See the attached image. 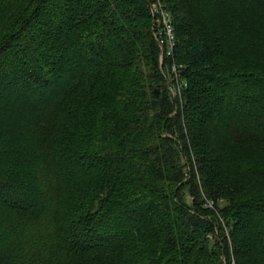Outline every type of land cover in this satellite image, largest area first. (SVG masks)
<instances>
[{"label":"trees","instance_id":"trees-1","mask_svg":"<svg viewBox=\"0 0 264 264\" xmlns=\"http://www.w3.org/2000/svg\"><path fill=\"white\" fill-rule=\"evenodd\" d=\"M155 1L0 0V264H264V0Z\"/></svg>","mask_w":264,"mask_h":264},{"label":"built area","instance_id":"built-area-1","mask_svg":"<svg viewBox=\"0 0 264 264\" xmlns=\"http://www.w3.org/2000/svg\"><path fill=\"white\" fill-rule=\"evenodd\" d=\"M150 9L153 17H155V21L159 23L162 28L155 33V36L160 43V47L163 48V43H167L168 47L171 49L173 47L174 40L171 17L169 16V13L158 0L151 3Z\"/></svg>","mask_w":264,"mask_h":264},{"label":"rangeland","instance_id":"rangeland-1","mask_svg":"<svg viewBox=\"0 0 264 264\" xmlns=\"http://www.w3.org/2000/svg\"><path fill=\"white\" fill-rule=\"evenodd\" d=\"M173 94H175V92Z\"/></svg>","mask_w":264,"mask_h":264}]
</instances>
